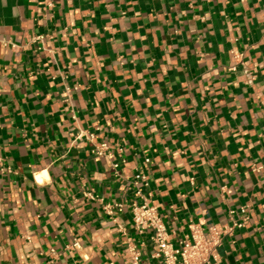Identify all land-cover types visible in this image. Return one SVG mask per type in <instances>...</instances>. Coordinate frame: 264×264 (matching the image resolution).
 <instances>
[{"label":"crops","instance_id":"0c3cea01","mask_svg":"<svg viewBox=\"0 0 264 264\" xmlns=\"http://www.w3.org/2000/svg\"><path fill=\"white\" fill-rule=\"evenodd\" d=\"M0 159V264H123L138 171L172 240L247 207L216 264H264V0H0Z\"/></svg>","mask_w":264,"mask_h":264},{"label":"built area","instance_id":"2783aa9c","mask_svg":"<svg viewBox=\"0 0 264 264\" xmlns=\"http://www.w3.org/2000/svg\"><path fill=\"white\" fill-rule=\"evenodd\" d=\"M35 38L42 40L44 36L38 35ZM231 52L236 58L240 56L234 50ZM95 136L94 133H87L89 141H93ZM91 151L98 157L113 158L110 146L106 142L92 144ZM111 164L117 169L120 163L113 161ZM130 186L133 198L129 202V208L136 238L129 235L125 237L123 264H216L220 258L219 248L224 238L232 236L236 229L244 227L248 221L247 207L242 206L237 210L228 211L229 222L226 224L190 222L187 230L172 240L157 206L150 201V193L144 190L147 182L141 171L135 174ZM88 196L93 198L91 193H88ZM124 209L123 202L104 205V211L109 216ZM238 214L239 217L236 218L235 215ZM71 247L79 248V242L74 240ZM148 248H151V251L145 256Z\"/></svg>","mask_w":264,"mask_h":264}]
</instances>
